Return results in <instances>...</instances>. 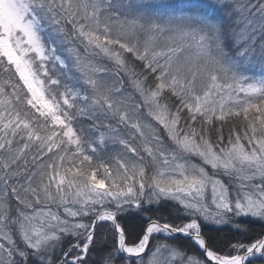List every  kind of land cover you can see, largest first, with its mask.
<instances>
[{
  "label": "snow or ice",
  "instance_id": "obj_1",
  "mask_svg": "<svg viewBox=\"0 0 264 264\" xmlns=\"http://www.w3.org/2000/svg\"><path fill=\"white\" fill-rule=\"evenodd\" d=\"M240 217L264 223V0H0V264H264V232L210 245Z\"/></svg>",
  "mask_w": 264,
  "mask_h": 264
},
{
  "label": "trees",
  "instance_id": "obj_2",
  "mask_svg": "<svg viewBox=\"0 0 264 264\" xmlns=\"http://www.w3.org/2000/svg\"><path fill=\"white\" fill-rule=\"evenodd\" d=\"M225 136L228 135V128L225 127ZM213 139H215V135H213ZM111 144L109 145V152H110ZM227 179V178H223ZM15 204V201H13ZM236 219V218H234ZM125 227H129L130 223H138L135 221H121ZM237 222L241 224H246L247 227L250 229L248 234H243L237 232L230 224H225L223 226H214L208 225L205 226L204 232L205 235L212 247L217 249L220 252H224L227 250V245L229 241L235 240H244L245 242H251L258 234L264 232V223L261 222H253L251 218H237ZM98 235H105L107 239L104 241V248L103 251H106L110 248L114 242L115 237L113 236V231L111 229L110 223L105 224L102 228L97 229ZM95 256L99 257L101 254V249L99 247L94 250L93 253Z\"/></svg>",
  "mask_w": 264,
  "mask_h": 264
},
{
  "label": "rangeland",
  "instance_id": "obj_3",
  "mask_svg": "<svg viewBox=\"0 0 264 264\" xmlns=\"http://www.w3.org/2000/svg\"><path fill=\"white\" fill-rule=\"evenodd\" d=\"M125 131H126V130H125ZM116 150H119V146H118V145L116 146L115 149H113L112 146L110 147V153H111V152H114V151H116ZM225 178H226V177H225ZM241 218L245 219V218H251V217H240V219H241ZM236 219H237V218H236ZM251 219H253V218H251ZM214 226H216V225H214ZM220 226H223V225H220Z\"/></svg>",
  "mask_w": 264,
  "mask_h": 264
}]
</instances>
